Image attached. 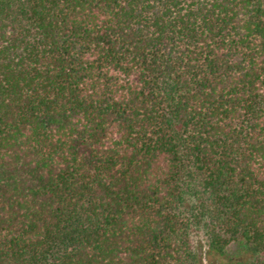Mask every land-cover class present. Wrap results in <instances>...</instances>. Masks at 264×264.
Here are the masks:
<instances>
[{
	"label": "trees",
	"instance_id": "obj_1",
	"mask_svg": "<svg viewBox=\"0 0 264 264\" xmlns=\"http://www.w3.org/2000/svg\"><path fill=\"white\" fill-rule=\"evenodd\" d=\"M0 264H264V0H0Z\"/></svg>",
	"mask_w": 264,
	"mask_h": 264
}]
</instances>
